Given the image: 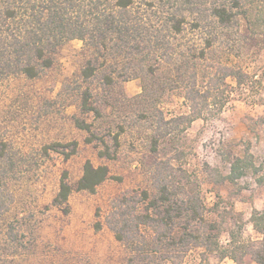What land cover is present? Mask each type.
<instances>
[{
	"label": "rangeland",
	"instance_id": "rangeland-1",
	"mask_svg": "<svg viewBox=\"0 0 264 264\" xmlns=\"http://www.w3.org/2000/svg\"><path fill=\"white\" fill-rule=\"evenodd\" d=\"M164 10L159 7L152 14H165ZM187 32L182 41L199 34L190 28ZM94 53L84 41L72 39L52 53L54 64L40 76L19 74L0 81V264L126 263L128 251L107 226L106 216L113 200L124 193L142 189L154 192L151 170L157 156L150 144L154 121L160 112L168 119L188 107L178 90H164L158 96L155 87L165 81L164 73H159L156 82L147 78L151 84L143 92V78L127 77L118 58L112 57L94 77L85 80L82 68ZM213 57H229L249 73L250 79L238 86L228 78L230 99L220 116L193 121L177 137L176 145L168 135L158 155L164 158L175 146L184 147V165L198 175L209 209L218 199L224 206L232 202L246 221L244 234L257 238L249 219L255 208L264 210V184L256 181L258 174L249 171L238 184L216 181L218 172L229 173L230 161L244 155L247 145L256 165L264 167V35L251 34L242 20L241 26L215 47ZM108 73L115 82L105 86L104 75ZM87 87L94 93L92 101L101 107L100 117L94 118L80 108L81 93ZM76 118L90 122L100 138L88 142L91 134L77 126ZM121 127L116 143L113 136ZM102 138L115 151V158L99 156ZM73 140L78 141V149L69 158L62 152L44 150L51 143ZM87 159L96 166L108 165L112 177L95 193L74 190L69 197L70 211L64 212L53 204L62 173L67 170L70 183L75 184ZM208 213L213 218V213ZM98 221L102 223L100 229L96 228ZM13 235L19 242L12 239ZM222 241H228L227 234ZM198 261L196 250L183 264ZM210 261L236 264L217 254L211 255Z\"/></svg>",
	"mask_w": 264,
	"mask_h": 264
},
{
	"label": "trees",
	"instance_id": "trees-1",
	"mask_svg": "<svg viewBox=\"0 0 264 264\" xmlns=\"http://www.w3.org/2000/svg\"><path fill=\"white\" fill-rule=\"evenodd\" d=\"M159 7L166 8L165 14H152ZM242 20L251 34L264 35V0H0V81L11 75L40 76L54 64V51L69 40L80 39L95 51L82 68L85 80L94 77L113 57L119 59L127 77L143 78V92L151 84L147 78L156 82L159 73H164L165 81L155 87L158 96L172 89L185 100L187 111L168 119L160 112L154 121L150 141L157 156L151 170L154 192H126L113 200L106 216L107 226L128 251L125 264H183L196 250V264H211L213 254L231 258L236 264H264V210L255 208L249 219L258 237L246 236V221L232 202L224 206L218 199L209 209L198 175L184 165V147L175 146L164 158L158 155L168 135L176 145L177 137L193 121L220 116L230 99L228 78L238 86L250 79L249 73L229 57H213L215 47L223 43L224 36L230 37ZM188 28L199 34L182 41ZM104 76L105 86L115 82L112 73ZM93 94L89 87L82 91L80 108L97 118L101 107L92 101ZM75 122L90 132L88 142L100 138L86 119L76 118ZM122 130L113 136L114 142L119 143ZM99 141V156L115 158L108 142L104 138ZM60 147L68 150L60 151ZM50 149L69 158L77 152L78 141L44 147L47 153ZM263 169V165H256L247 145L244 155L230 161L228 174L217 173L216 182L238 184L251 171L258 174L256 181L264 184ZM110 177L108 165L96 166L87 159L75 184L70 183L69 172L63 171L53 204L69 212L74 190L95 193ZM101 227L98 221L96 228ZM224 234L228 235L226 243L222 241Z\"/></svg>",
	"mask_w": 264,
	"mask_h": 264
}]
</instances>
